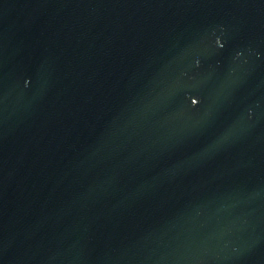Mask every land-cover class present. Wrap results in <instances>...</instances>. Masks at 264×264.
Wrapping results in <instances>:
<instances>
[{"label":"water","instance_id":"water-1","mask_svg":"<svg viewBox=\"0 0 264 264\" xmlns=\"http://www.w3.org/2000/svg\"><path fill=\"white\" fill-rule=\"evenodd\" d=\"M0 264H264V0H0Z\"/></svg>","mask_w":264,"mask_h":264}]
</instances>
